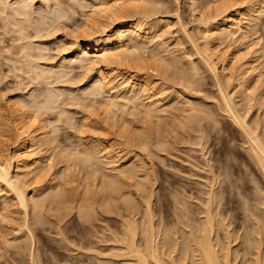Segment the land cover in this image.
Here are the masks:
<instances>
[{"label":"rangeland","instance_id":"obj_1","mask_svg":"<svg viewBox=\"0 0 264 264\" xmlns=\"http://www.w3.org/2000/svg\"><path fill=\"white\" fill-rule=\"evenodd\" d=\"M263 2L126 1L125 5L147 9L148 14L144 15L142 21L150 28L153 26L154 40L140 47L141 54L136 52L141 56L136 60L139 64L121 61L118 65H104L102 69L113 80L110 88L114 95H123L126 89L120 78L122 76L149 80L153 91L143 93L140 102L143 100V103L149 104L158 101L156 107L160 113L159 117L146 120L142 116L144 109L137 107L138 111L142 110L138 114L134 106L132 108L131 103L128 104L120 96L116 101L119 111L115 118L109 120L112 118L108 115L109 110H103L105 107L100 103V106L97 105L98 102L93 104L90 100H93L92 97L86 102L87 106L84 105L86 109L83 104L72 100L73 97L84 96L85 88L93 83L90 78L94 71L83 67L81 62L70 63L74 56L71 38L74 30L82 26L102 33L101 24L105 20L102 13L97 14L91 5L92 8L88 6L85 9L75 6L73 10L61 6L66 12L71 11V15L68 14L70 18L62 19L57 23L58 27H52L45 16L58 7L56 0H0V161L12 157V172H20L17 165L21 145L12 111L21 105L18 100L23 99L29 103L24 106V110L35 115L30 131L34 134L39 126H48L45 132H49L48 136L52 137H49L50 143V140L48 143L43 141L45 144L42 147H35L37 150L33 159L38 161L34 167H40L42 171L35 180H31V176L27 179L31 181L28 191L43 193L47 188L51 191L60 190L66 193L65 206L68 209L51 210L52 206L48 204L42 213L44 224L38 226L30 238L23 228L26 219L24 212L12 202L10 195L0 191V204L6 201L10 205L9 217L6 220L0 218V264L17 251V246L27 245L29 249L31 244L35 247V253L42 256L40 264H134L133 259L117 257L122 251H119L121 246L114 242L121 232L118 230L121 218L117 213L122 211L121 215L126 214L123 212L126 208L124 199L109 200L103 205V196L100 198L98 192L100 185H92L86 200L88 198L89 205H93L91 209L96 220L89 222L90 225L79 219L77 199L82 192L80 185L85 178V171L88 172V165L75 166L76 162L71 159L78 154L83 156L82 146L85 145H92L95 149L100 146L101 150L105 145L113 146L115 152L109 151L107 154H111V158L114 156V164L106 151L99 154L110 160L106 161L110 164L105 166L110 174L115 175L116 169L123 164H128L126 167L129 168L134 163V171L142 178L145 190L135 185L136 179L126 177L124 193L129 191L132 194V205L137 206L139 213L136 220H144V214L140 213L145 212V204L143 202L142 205L141 201L153 194L150 209L155 224L162 229L169 227L175 232L178 242H182L183 230L184 233L189 231L185 225L189 223L194 227L204 221V210L211 200L214 203L209 206V210L218 224L217 241L222 245L221 248L216 246L219 255L223 257L229 251L231 264H255L259 254L263 259L260 264H264V176L251 158V143L227 118L214 72L206 66L208 62L214 64L217 70L215 75L221 80L224 93L246 122L261 134L264 148V99L262 103L255 99L256 95H264V78L257 83L253 78L256 74L264 73V58H260V49L264 45V17L257 29L250 28L254 23L252 20L259 15L254 12L255 9L263 7ZM18 5H27V17L15 15L14 10H17ZM11 6L5 10V7ZM234 10L244 14L242 30H237L236 26L233 28L237 31L230 33L233 35L219 36L218 33L223 30L221 27H224L220 22L222 13ZM16 20L21 21L26 28L24 34L15 30L13 24ZM40 24L44 31L36 33ZM37 47H41L44 56L34 60L41 70L52 71L46 81L41 78L38 80L28 69L26 62L33 57H23L24 52ZM130 48L134 47L129 46L126 50L133 53L134 50ZM126 50L122 53L128 54ZM223 63L226 64V71H223ZM252 67L256 70L253 71ZM59 76L64 77L59 79ZM188 82L193 85L188 87ZM244 82L247 90L242 93L241 84ZM117 85H121L120 90ZM52 91L63 96L58 97L55 106H50L54 109L48 110L49 106L40 98ZM105 96L108 97L107 94ZM165 105L168 106L164 108ZM160 109H165V113L162 114ZM123 124L126 130L120 128ZM45 132L41 130L35 134L44 140ZM160 142L165 145L163 148L158 147ZM144 146L147 147L145 151L142 149ZM97 182L96 185L99 184ZM210 190L213 200L208 196ZM61 215L65 217L58 223ZM33 217L30 213L29 223ZM27 254L25 252L18 256L23 259V264H30ZM172 257L177 258V252Z\"/></svg>","mask_w":264,"mask_h":264},{"label":"bare ground","instance_id":"obj_2","mask_svg":"<svg viewBox=\"0 0 264 264\" xmlns=\"http://www.w3.org/2000/svg\"><path fill=\"white\" fill-rule=\"evenodd\" d=\"M56 1L58 3L57 5L58 7H56V9H54L53 12L50 13V15L45 16V18H48L50 22L52 23L51 24L52 27H58L59 25L57 23L60 20L62 19L68 20L70 18L68 14H70L71 11L66 12V10L62 9L61 6H63V8L64 6L68 8H72L73 10V7L75 6L76 7L78 6L81 9H85L89 5H91L94 8V10H96L97 14L102 13L103 15L102 17L105 18L104 23L101 24L102 25L101 28H103L102 33L96 32L97 29L87 30L84 28L85 26L84 27L82 26V28L76 29V31L74 30V34L70 42L71 43L70 45L72 47L71 52L74 53V56L72 57V60L70 61V63L71 62L72 63L81 62L83 67H85L86 69L88 68V70L89 68L90 70H93L94 75L92 76V78H90V79H93L92 80L93 83L91 84V82L89 81L90 82L89 84L91 85L87 84L88 87L85 88L84 90L85 91L84 92L85 94L83 93L84 96L81 97L80 95V97L77 96V98L73 97L72 100L74 102L78 101L79 103L83 104V108L86 109L84 105L87 106L86 102H89V99L92 97L93 100L92 99L90 100L93 104H97L98 102L97 105H99L100 103V105L105 107L103 110H109L108 115L109 116L111 115L112 118H110L109 116L108 117L110 118L109 120H112L113 118H115L116 113H118L119 111L117 99L121 96V98L126 100L128 104L131 103L132 108L134 106V108L136 109V112H139L138 114H141L142 112L140 108L144 109L142 112V116H144L146 120L148 119L151 120L152 118L154 119L156 117H159L160 112H159V108H157L158 101L155 102L154 100V102H149L151 101L149 99H152V98L148 96L149 99L147 98L145 99L149 100L147 101L149 102V104L143 103V100L142 102H140L141 99H143L140 97L143 93L153 91L152 84L149 83V80H147L146 78H142V77L136 78L133 76L132 77L122 76L120 78H122L121 80L124 81L123 84H125L126 89H124L123 95H119L118 92H117L118 93L117 95H114V94H111L112 89L110 88V86L113 85V80L109 77V73L108 74L105 73L102 69L104 65H110V64L116 65L117 63L120 64L121 61L123 62L125 61V63L127 62L129 63L130 61L137 63L136 60L140 59L139 57H141L140 50L142 48L140 47H143L147 43H150L154 40V33L152 34L153 26H151L150 28V26H147V24H145L142 21L144 19V15L148 14L147 9H144L142 7L140 8L137 6L136 7L131 6V5L129 6L128 4H127L128 6L125 5L126 1L130 2L133 0H56ZM263 7H259L255 9L254 12L258 13L259 15L252 20L254 23L251 24L252 25V27H250L251 29H254V28L257 29L260 23L263 22V17H264ZM10 8H12V6L9 8L5 7V10L10 9ZM27 8H28L27 5L19 6L17 10H14V13L17 17H27L28 16V12L26 10ZM243 16L244 14H241L240 12L235 11V10L234 12L224 11L221 15L222 18L220 21L221 24L223 23L224 27H221L223 30H221V32L218 33L219 36L227 37V36L233 35L230 33H233V31L235 32L236 29H234L233 27L236 28V26L238 27L237 30L238 29L242 30L241 22H242ZM20 22L21 21H17V20L14 21L13 26L16 31L24 34V31L26 28ZM36 29H37L35 30L36 33H42L44 31V28H42L41 24ZM216 40H218V37L216 38ZM256 41L258 44L259 39H257ZM129 46L134 47L133 49L130 48V50L132 49L135 52L134 51L133 53L131 51L128 52L126 49H129ZM263 46L260 49L261 50L260 58H264V47ZM135 48L137 49V51L135 50ZM123 50H126L128 54L124 52L122 53ZM28 51L29 52H24V55H23V57H26L27 59H30L33 57L32 58L33 60L32 59L31 61L28 60V62L25 61L27 63L28 69L30 70L31 73L36 75L38 80H40L41 78L42 81H46L45 79L47 78V75L52 74L51 73L52 71L50 70L51 71L50 72L49 70L47 71L41 70L40 65L38 64V62H36L37 60H39V58L42 59L44 56L42 54L43 52H42L41 47H37L34 50L29 49ZM138 51L140 53L139 55L138 53H136ZM17 61H15L14 63H16ZM223 64H224L223 71H226L227 70L226 64L225 63ZM206 66L209 67L208 68L209 70H212V73L214 72V77H215L214 79L218 87V91L220 92V95L222 97V101H223L224 109H225L224 112L227 114V118L231 120L233 125L236 126L242 132L243 135H245L248 143H251L250 144L251 145L250 147L251 158L253 159L255 165L257 166L261 174L264 176V148L262 146L263 141H262L261 134L256 132L255 131L256 129L254 127H251L250 123L246 122L245 118L242 117L238 113L237 109L235 108L234 104L230 100L229 96L224 93L223 87H221L222 85L220 84L221 80H218L215 75L217 74L216 73L217 70H215L216 68L214 64L213 63L211 64L210 62H208ZM252 70L255 71L256 68L252 67ZM62 77L64 76H59V79ZM253 78L256 83L260 82L264 78V73L256 74L253 76ZM41 83H44V82H41ZM245 83L246 82L241 84L242 93H244L247 90V88L244 87ZM192 85L193 83L191 82L187 83L188 87ZM119 86H118V89H119ZM135 87L138 88L139 90H136ZM86 90L88 91L86 92ZM104 94H107L108 97L106 96L104 97ZM155 94L156 93H154V95ZM159 94L160 93H158V95ZM43 95H44L43 97L40 98V96H38V98L43 99L42 101H44V103L47 104V107L49 106L47 108L46 105L44 104L45 105L44 108L46 107L49 110L50 106H55L57 104V101L60 98L59 96L62 94L58 93L57 95L56 91L55 92L52 91V92H48ZM155 96H154V99H155ZM261 96L262 95L260 94L258 96L256 95L255 99L258 102H261L264 99L263 98L264 95L263 97ZM18 102H20L21 105L18 106L19 108L16 106L17 109L14 108L15 110H13L12 113L14 114V117H15V120L14 119L13 120H14V123L16 124L17 134H18L20 145H21V154H20L21 156H20V159L17 165V169L20 172H17L15 174L12 172V168H13L12 157L5 160L4 162L0 161V191L4 192L5 195H10L12 202L24 212L26 219H25L23 228L26 229L28 236L31 238L36 232L38 226H41L44 224V221L42 219V213H43V209L47 207L48 204L52 206V208H50L51 210H57V211L65 210L66 211L68 209L65 206L66 193L61 192L60 190L51 191L50 188H47L43 193H38L35 190L34 191L32 190L31 192L28 191V186L31 181H28L27 179L31 176L32 177L31 180L33 179L35 180V178H37L40 175V171H42L40 167H37V166L34 167L35 166L34 164L36 163V161H38L37 159L35 160L33 159L34 152H36L37 150V149L35 150V147H38L37 145H39V147H42L45 144V142L43 141H46V143H48V141L52 137L48 136L49 132L48 133L45 132V129L46 127L48 128V126H43V125L39 127L37 126L38 128L35 130V133L36 132L38 133L41 130H44L45 132L43 134V136H45L44 140H42V137L40 138L39 134H35V133L33 134L30 131V127L32 123L31 121L35 120V115L32 114L29 110H26V109L24 110V106L29 105L28 102L24 101L23 99L20 101L18 100ZM161 103L159 102V104ZM116 106H117V111L115 110ZM139 106H140L139 109L141 111L137 110V107ZM167 106L165 105L164 108H166ZM83 108H82V111H83ZM52 109H54V107ZM135 109L133 110L134 112H135ZM162 110L163 111H161L160 109L162 114L165 113L164 112L165 109H162ZM85 111L86 110H84V112ZM106 113L108 112L106 111ZM119 118L123 119L122 117H119ZM84 119L85 118L83 116L82 120L84 121ZM120 122H122V120ZM120 122H117V123L119 124ZM215 122L217 123V121ZM83 123H86V122H83ZM84 127H85V124H84ZM121 127L123 128V130L127 129L125 125L120 126V128ZM50 142L51 140L49 141V143ZM85 146L86 147L82 146L83 148L80 146L83 149V152H82L83 156L78 154L77 156L78 158L75 157L76 158L75 159L73 157L71 159L73 162L74 161L76 162V163L74 162L75 166L78 164L80 165L82 164L83 166L85 165L86 167V165H88L87 166L88 172L85 171L86 173L85 178L82 180L83 183L81 182V185H80L82 187V192L80 196H78L79 199H77L79 219L81 221H84V223H89V222H93L92 220H96L94 218L95 217L94 216L95 214L93 213L94 210L91 209L93 205L91 206L89 205L91 203H89L88 198H87L88 202L86 200V197L90 196L89 188L92 187V185L93 187L94 186L98 187L100 185L98 187L99 188L98 192L100 193L99 195L100 198H102L101 195L103 196V202H102L103 205L105 203H109L108 202L109 200L117 199L118 201V199L120 198L124 199L126 208L123 210V212H126V214H124L125 216L123 214L121 215L122 211H120V214L117 213V216L121 218V223L119 224V227L121 228V230L120 228H118L119 232L121 231L120 232L121 235L120 233L117 234L118 237L114 242L117 243L118 246H121L119 248L120 249L119 251H122L121 254L117 255V257L119 256V257H126L127 259H131V260L133 259L134 264H183L184 261H188L189 262L188 264H231L229 260V251L225 254V256L221 257L219 255V251L216 249V246L222 247V245L219 242V240L217 241L218 236L216 233L217 231L216 226L218 224H216L215 217L212 211L209 210V206H212L214 203L213 201L210 200L211 204H209V206H207V208L204 210V214H205L204 221H202L198 225H195L194 227L191 226L189 223L186 224L185 227L186 229L188 228L189 231H187V233L186 232L184 233V230H183L182 242H178V240L175 238V232L172 229H168L169 227L162 229L161 226H157L155 224L153 220L154 214H152L151 212L152 210L150 209L151 203H152L150 199L152 198L151 196L153 194L148 195L147 198L144 197L146 199H142L143 201H141L142 205H143V202L145 204V207H143L145 209L144 210L145 212L140 213L142 215L144 214L143 215L144 218H142L141 216V218L144 220L138 221L135 219L136 215L139 213L137 212V208H136L137 206L134 207L132 205L133 199H132L131 192L128 191L124 193V190H125L124 189V186H125L124 179L126 177H133L134 179L137 180L135 185L137 187H142L144 190H145V187H144L145 185L141 181L142 178L138 177L139 174L136 175V172H135L136 170L134 167L135 165H133L134 163H132L131 165L133 167H129V168L128 166L126 167V165L128 164H125V165L123 164V166L116 169L117 173L115 175L110 174L111 172L108 173L109 171L107 172L108 169L105 166L110 164L106 162V161L110 162L109 159H111L112 162L114 161L112 159L114 158V156L111 158L110 156L112 155L107 154V152L109 151L115 152V149L113 148V146L105 145V147L104 146L102 147L103 148L102 150L99 149L100 146L98 147L96 146V149L92 145L89 147L88 145H85ZM164 146L165 145L161 144V142L158 144V147L160 148H163ZM98 149L100 151H98ZM142 149L145 151L147 150V147L144 146V148ZM101 151L103 152L106 151V155L107 156L109 155L110 158L107 160L108 158L107 156H105L106 158L101 157L99 155ZM117 154L115 153V156ZM117 156H119V154ZM115 159L117 158L115 157ZM115 164L117 165V162ZM83 166L81 167L79 166V168H83ZM96 182L99 184L96 185ZM132 186H134V184ZM120 193L123 194V196H121ZM116 194H117V198H116ZM208 194H209L208 196L211 197L212 199L213 194L211 190H210V193ZM178 204L181 205V202H178ZM176 206H177V203H176ZM87 209H90V210H87ZM9 213H10V205L6 201L4 202L2 201V203L0 204V218L3 220H6L9 217ZM30 213L32 214V216H34L31 223H29ZM62 215L60 216L58 223L63 221L62 217H65V216H62ZM0 224H1V220H0ZM140 237L142 238L140 239ZM81 241L79 243L82 244ZM85 246H87L86 243H85ZM25 252L28 253L27 257H28V261L30 264H40V260H42L41 259L42 256H39L37 253H35V247L33 248V244H31V247L29 249L27 245L17 246V251L11 254L3 264H23L24 263L23 259L22 260L19 259L18 256H22L23 253ZM174 252H177V255H178L177 258L175 257L176 259L172 257ZM257 256L258 257L254 261V263L260 264V262H262L263 260L262 256L259 254Z\"/></svg>","mask_w":264,"mask_h":264}]
</instances>
